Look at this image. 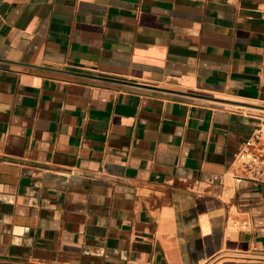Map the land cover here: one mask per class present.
I'll return each mask as SVG.
<instances>
[{"label": "crops", "instance_id": "0c3cea01", "mask_svg": "<svg viewBox=\"0 0 264 264\" xmlns=\"http://www.w3.org/2000/svg\"><path fill=\"white\" fill-rule=\"evenodd\" d=\"M264 0H0V264H264Z\"/></svg>", "mask_w": 264, "mask_h": 264}, {"label": "built area", "instance_id": "2783aa9c", "mask_svg": "<svg viewBox=\"0 0 264 264\" xmlns=\"http://www.w3.org/2000/svg\"><path fill=\"white\" fill-rule=\"evenodd\" d=\"M264 122V120H263ZM235 175L264 182V126L261 125L243 145L234 160Z\"/></svg>", "mask_w": 264, "mask_h": 264}]
</instances>
